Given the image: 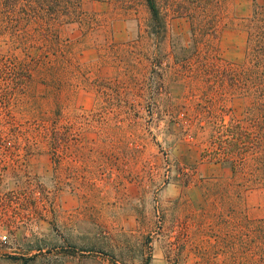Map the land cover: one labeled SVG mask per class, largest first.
Listing matches in <instances>:
<instances>
[{
	"label": "rangeland",
	"instance_id": "1",
	"mask_svg": "<svg viewBox=\"0 0 264 264\" xmlns=\"http://www.w3.org/2000/svg\"><path fill=\"white\" fill-rule=\"evenodd\" d=\"M134 1L131 15L118 18L100 0H81L93 31L57 26L52 50L37 44L34 22L0 10V264H264L244 241L247 222L264 219L263 195L213 212L215 197L200 178L216 166L199 164L186 183L175 138L164 131L168 112L176 118L185 107L191 121L199 101L210 103L203 82L175 70L174 56L195 50L190 22L159 0L166 32L153 41L148 11ZM231 4L237 17L252 13L251 0ZM208 40L197 38L201 54ZM246 43V32L225 27L217 54L242 65ZM224 110L217 113L227 123ZM232 115L244 117L242 100ZM135 117L143 125L123 138L117 121L126 127ZM180 129L169 128L172 136ZM210 133L205 126L203 137Z\"/></svg>",
	"mask_w": 264,
	"mask_h": 264
},
{
	"label": "trees",
	"instance_id": "2",
	"mask_svg": "<svg viewBox=\"0 0 264 264\" xmlns=\"http://www.w3.org/2000/svg\"><path fill=\"white\" fill-rule=\"evenodd\" d=\"M100 1L119 12L118 18L129 17V9L135 2ZM140 1L148 11V35L153 41H160L166 32V18L160 9L159 0ZM175 2L171 0L177 18L190 22L192 48L195 47L194 52L188 56H174L177 64L175 70L178 71L180 79L203 82L206 88L202 95L208 93L211 98L208 105L200 101L195 105L197 113L191 121L185 107L179 109L176 118L168 112L166 115L171 117L164 122V131L166 130L165 134L169 137L175 138L172 150L179 154L177 172L185 178L184 181L189 183L188 180L197 172L199 164L215 165V173L201 175L200 179L203 186L206 185L215 197L213 212H233L237 208V201L243 200L251 192H258L264 197V0H251L252 13L245 18L235 15L231 0H180L178 5ZM225 4H228V8H224ZM81 6V0H0V10L4 16L12 14L13 18L20 15L25 24L28 21L36 24L34 32L37 44H48L49 50H52V39L59 40L57 26L61 28L63 24L78 23L81 27L84 26V31H93L84 21L86 14L81 11ZM225 9L227 17L223 16ZM225 27H238L246 32L247 43L242 65L228 63L217 54L219 34ZM197 38L211 40V43H205V50L209 53L201 54ZM186 50L188 51L187 48ZM153 65L156 70L163 69L161 62ZM121 94L119 90L115 91L116 96ZM141 97H145V93L141 94ZM218 97L221 101L226 100L233 104V107L227 109L221 105ZM239 99L244 104L242 119L232 115L236 100ZM142 106L144 105L140 103V108H143ZM224 109L229 116L227 123L222 115L217 113L225 111ZM206 112L213 117L209 123L205 119ZM139 119L135 117V121L126 127L125 120L121 119L115 126L120 127L119 132L124 138L127 127L136 128L143 125ZM103 120L107 119L104 117ZM170 124L180 125L179 135L172 136ZM209 125L211 133L205 138V126L208 128ZM41 131L49 140V128L43 127ZM46 137L44 138L47 139ZM47 146L51 147V144L48 143ZM137 150L139 148H136ZM258 222H247L244 241L249 246L257 245L261 262L264 263V219ZM247 264L255 263L250 261Z\"/></svg>",
	"mask_w": 264,
	"mask_h": 264
},
{
	"label": "built area",
	"instance_id": "3",
	"mask_svg": "<svg viewBox=\"0 0 264 264\" xmlns=\"http://www.w3.org/2000/svg\"><path fill=\"white\" fill-rule=\"evenodd\" d=\"M6 238H7L6 236H3V237H1V240L5 241Z\"/></svg>",
	"mask_w": 264,
	"mask_h": 264
}]
</instances>
